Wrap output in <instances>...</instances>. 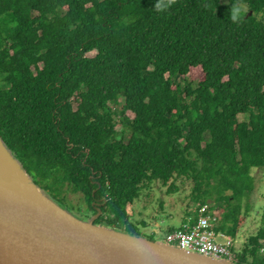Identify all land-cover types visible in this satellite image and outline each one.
Instances as JSON below:
<instances>
[{
  "label": "trees",
  "instance_id": "1",
  "mask_svg": "<svg viewBox=\"0 0 264 264\" xmlns=\"http://www.w3.org/2000/svg\"><path fill=\"white\" fill-rule=\"evenodd\" d=\"M0 134L76 214L68 193L102 196L96 222L139 234L128 205L185 178L237 238L264 171V0H0ZM260 222L235 261L264 264Z\"/></svg>",
  "mask_w": 264,
  "mask_h": 264
},
{
  "label": "water",
  "instance_id": "2",
  "mask_svg": "<svg viewBox=\"0 0 264 264\" xmlns=\"http://www.w3.org/2000/svg\"><path fill=\"white\" fill-rule=\"evenodd\" d=\"M101 213L61 205L0 134V264H243L97 223Z\"/></svg>",
  "mask_w": 264,
  "mask_h": 264
},
{
  "label": "rangeland",
  "instance_id": "3",
  "mask_svg": "<svg viewBox=\"0 0 264 264\" xmlns=\"http://www.w3.org/2000/svg\"><path fill=\"white\" fill-rule=\"evenodd\" d=\"M94 54L95 52L90 55ZM187 77L192 85L196 86L198 82L203 79V71L200 68H191ZM176 79L180 81L182 77L178 75ZM127 114L133 116L131 112H127ZM246 118L247 115L245 114L239 115L240 120ZM117 128H122V124L119 123ZM127 137L126 135V141ZM252 174L254 175L255 188L251 194L242 201L241 215H246L247 218L238 232L235 247L236 251H240L243 248L249 235L255 233L261 224L260 220L264 207V171L261 169H253ZM177 183L179 185V191L177 193H168L167 186H162L159 182H156L152 184L151 188L143 190L140 197L128 205L130 221L138 225L139 234L155 240H163L167 232V227L169 225L180 226V222L185 218V212L187 211L189 213L193 207H196L194 206L195 204L193 205L194 201L191 199L193 191L192 182L185 178H180ZM68 198L72 204L78 205L79 203L82 208L86 207L79 193H68ZM246 208L249 210L247 214L245 213ZM212 209L216 210L218 213L219 224L223 215V209L218 206ZM94 214L96 213H91L89 217ZM77 215L85 218L79 213H77ZM141 220H145V226L139 224ZM155 222L158 223L160 232L151 235L148 226H153ZM217 239L218 241H225V238L220 235Z\"/></svg>",
  "mask_w": 264,
  "mask_h": 264
},
{
  "label": "built area",
  "instance_id": "4",
  "mask_svg": "<svg viewBox=\"0 0 264 264\" xmlns=\"http://www.w3.org/2000/svg\"><path fill=\"white\" fill-rule=\"evenodd\" d=\"M194 206L179 227L166 232L163 241L187 251L235 261L236 238L217 230L218 214L209 205L196 202ZM219 235L225 241H218Z\"/></svg>",
  "mask_w": 264,
  "mask_h": 264
},
{
  "label": "flooded vegetation",
  "instance_id": "5",
  "mask_svg": "<svg viewBox=\"0 0 264 264\" xmlns=\"http://www.w3.org/2000/svg\"><path fill=\"white\" fill-rule=\"evenodd\" d=\"M104 203H105L104 197H102V196L101 197H98L93 202V208L92 209L88 208L87 211H85L86 210V207H83V208L80 207L79 213L82 216H84L85 218H87V217H89V215L91 213H98L99 210H101V207L104 205ZM101 212H102V210H101Z\"/></svg>",
  "mask_w": 264,
  "mask_h": 264
},
{
  "label": "crops",
  "instance_id": "6",
  "mask_svg": "<svg viewBox=\"0 0 264 264\" xmlns=\"http://www.w3.org/2000/svg\"><path fill=\"white\" fill-rule=\"evenodd\" d=\"M187 215H188V212L186 211V212H185V218H184V220L186 219ZM182 220H183V219H182ZM182 220H181V221H182ZM184 220H183L182 222H184ZM182 222H180V223L182 224ZM180 223H179V224H180ZM179 224H178V225H179ZM145 225H146V223H145ZM145 225H143V226H145ZM148 227H149L148 229H149L151 235L160 232V228H159V225H158L157 222H155V224H154L153 226H152V225H149ZM178 227H179V226H178ZM175 228H177V226L169 225V226L167 227L166 231L173 230V229H175Z\"/></svg>",
  "mask_w": 264,
  "mask_h": 264
}]
</instances>
